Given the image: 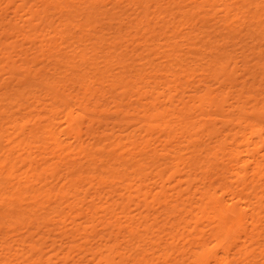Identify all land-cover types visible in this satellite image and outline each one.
<instances>
[{"label": "bare ground", "instance_id": "obj_1", "mask_svg": "<svg viewBox=\"0 0 264 264\" xmlns=\"http://www.w3.org/2000/svg\"><path fill=\"white\" fill-rule=\"evenodd\" d=\"M20 1L59 18L0 62V264H264V0ZM225 34L257 61L183 48Z\"/></svg>", "mask_w": 264, "mask_h": 264}, {"label": "rangeland", "instance_id": "obj_2", "mask_svg": "<svg viewBox=\"0 0 264 264\" xmlns=\"http://www.w3.org/2000/svg\"><path fill=\"white\" fill-rule=\"evenodd\" d=\"M21 3L22 2L20 0H12V5L10 4L9 6H7L5 3L3 6H0V14H1L0 15V27L6 26V28H7V30H6L7 32H0V39L3 40V39L8 38L9 41L12 40V45H14V46L16 45V47H14L15 50L13 47L8 49L7 46L3 45L2 51L0 50V62H2V60L5 59V56H7L8 54H11L13 59L19 58L21 55L20 50L23 47L30 45V44H27L23 35L20 36V33H22L24 30L30 29L31 27H34L36 25H40L42 23L46 24L48 22V19H53V18L58 19L59 18L58 15H52L50 17H46L45 20L37 19V16L35 17L34 15L25 14L27 12V10L29 9V6L32 5V3H34V2L32 1L28 4V6L23 5L21 8L16 9L15 5L16 4L21 5ZM39 5H40V3H34L33 8L36 10V8H38ZM108 8H110V5L108 6ZM222 8H223V6H216L215 8H213L212 11H209V13H206V9H208V6H206L205 12H202L201 15H195L194 19L196 20V22H198L199 27L204 28L208 31H212L215 28H218L222 31H232V29H229L230 27H233V28H236L237 30H240V28L245 25L244 24L245 21H248L250 19L251 15H224V13L221 11ZM123 10H124V8H123ZM14 11L16 12V14ZM233 12H235V11H233ZM123 16L124 17L130 16V18H132L133 20L138 18L137 15H123ZM141 16H143V15H141ZM154 16L155 15H151V17H154ZM190 17L192 18V15H190ZM262 19L264 20V15L262 16ZM158 20L159 19H153L152 20L153 25H155L157 22H159V24H164L163 23L164 21L160 22ZM166 20L171 22V23H169V25L178 26L180 29L185 30V31L188 30L185 28V27H187V25L184 24L185 17L183 15H169L166 18ZM29 25H30V27H29ZM183 28H185V29H183ZM33 32L34 31H31L30 33H33ZM244 33H245V31H244ZM11 36H12V38H11ZM9 38H11V39H9ZM177 39L180 40L181 43H183L182 38H177ZM213 40H214L213 46H211V47L207 46L206 47V46H204V44H205L204 41L199 42V39L194 38V42H199L198 45H194V46L193 45L192 46L185 45V46H183V48L187 49L189 47L192 50H194L195 48L203 47V48H205L206 51L213 50L214 55H216L220 51H227V52H230L232 55L236 56L237 60L240 59L239 61H241V60H244V58L241 54L242 53L241 47L244 46V47H247V50H248L247 54L249 55V58L251 60H253V61H251V64H254L257 61L256 59H254L255 56L253 54H251V55L249 54V53H251L252 49H248V48H251V46L250 45H248V46L244 45L246 41L240 42L238 45H235L234 41L239 40V38L231 40V38H227L226 34L224 36H218L217 38H213ZM247 40L249 41L250 39H247ZM216 44H221L222 48L219 50L218 48H216V46H214ZM249 44H252V43L250 42ZM21 45H22V47H20ZM17 54H18V57H17ZM194 57H200V55L195 54ZM203 62L204 61H202V62L198 61L197 63H195L194 61H192V63H190V65L192 64V66H195V65H193V63L202 64ZM2 64H0V66ZM165 64H163V65H165ZM202 72L204 73L203 75H202ZM209 72L210 71L204 72V71L198 69V71L195 72V74H197L196 79H198V78L207 79L208 83L212 84L214 88L220 87L221 89L225 90L224 92L230 90L229 84L226 86H222L221 84L215 83L213 77L209 74ZM223 78H224V76H223ZM111 115L112 114H107L106 117H109ZM131 116L132 117L130 118V120L137 121V118L135 116H133V115H131ZM213 116H216V115H213ZM222 118H223L222 115L218 116L219 120H222ZM111 119L112 118H110V120ZM217 126L221 127L222 123L217 122L216 127ZM240 144L242 145L241 149L244 148L243 143H240ZM231 165H232V162H231ZM226 174H227L226 176H227V180H228L227 183L228 184L235 182V178L232 176V174H229V173H226ZM100 228H101V226L98 227V229H100ZM53 237H55V236H53ZM210 239H212V237ZM45 252L47 254H49L51 252L49 250V247H48V249L45 250ZM263 256L259 255L258 259H261L262 261H264ZM181 262H182V264H193L192 261L188 260L187 258H185L184 260H181ZM85 263H87V262L84 261V264Z\"/></svg>", "mask_w": 264, "mask_h": 264}]
</instances>
